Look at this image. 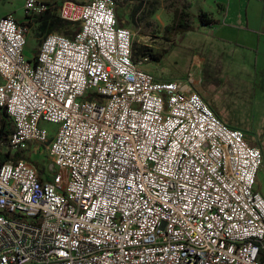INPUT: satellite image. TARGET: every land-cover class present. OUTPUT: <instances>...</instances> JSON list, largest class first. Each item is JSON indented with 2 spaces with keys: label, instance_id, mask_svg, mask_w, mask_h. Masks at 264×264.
Returning a JSON list of instances; mask_svg holds the SVG:
<instances>
[{
  "label": "built area",
  "instance_id": "1",
  "mask_svg": "<svg viewBox=\"0 0 264 264\" xmlns=\"http://www.w3.org/2000/svg\"><path fill=\"white\" fill-rule=\"evenodd\" d=\"M49 8L26 0L25 16ZM59 16L79 31L31 60L29 28L0 17L10 149L44 146L55 175L0 166V264H264L263 150L189 85L141 68L117 0H65Z\"/></svg>",
  "mask_w": 264,
  "mask_h": 264
},
{
  "label": "crops",
  "instance_id": "2",
  "mask_svg": "<svg viewBox=\"0 0 264 264\" xmlns=\"http://www.w3.org/2000/svg\"><path fill=\"white\" fill-rule=\"evenodd\" d=\"M43 1L52 3L48 0ZM161 1V5L159 3L156 7H152L150 0H117V15L122 26L131 30L132 28L139 30L147 28V58L149 61L140 63L141 68L158 80H174V77H168L170 70L163 66V62L170 57L173 50L185 46L184 48L190 53V75L187 76L192 81V83L187 82L185 84L198 92L208 106L214 108L216 115L220 116L222 113L219 111L218 98H220L221 77L226 75L234 60H238L240 75H245L251 82L256 83L258 81V57L261 49L259 37L262 35L261 31L264 30V20L252 30L249 29L250 21L248 20L246 28H243L239 22L233 20L235 9L231 5V0H174L170 3ZM184 3L191 4V11L194 15L206 13L217 23L206 26L202 25L196 18L193 30L185 34L182 39L174 36L173 33H169L167 28L174 23L175 12L180 10ZM8 14L11 12L5 15ZM158 28L163 31L161 32ZM33 30L34 25L29 29L28 42L33 41L35 43L34 52L36 55L40 49V47L37 48L39 38ZM134 35L136 37L135 33ZM240 36L245 43L235 41ZM179 61L180 59H177L176 64ZM235 68L236 66H233L234 70ZM205 70L209 77L206 80L203 78ZM0 84H2L1 77ZM223 122L226 121L223 119ZM234 129L240 130L236 127ZM30 152L31 149L28 153ZM42 177L44 180H50L55 175L53 174L50 178L43 175ZM257 188L263 194L264 190L261 191L260 187Z\"/></svg>",
  "mask_w": 264,
  "mask_h": 264
},
{
  "label": "rangeland",
  "instance_id": "3",
  "mask_svg": "<svg viewBox=\"0 0 264 264\" xmlns=\"http://www.w3.org/2000/svg\"><path fill=\"white\" fill-rule=\"evenodd\" d=\"M55 3V8L52 11L53 16L58 14V7L65 0H48ZM77 2H86L88 0H74ZM174 0H164L170 3ZM151 6L156 7L157 4H162L161 0H150ZM26 0H0V16L13 13L19 22L26 20L25 18ZM231 5L235 9L233 11V20L239 22L243 28H246L247 21H250L249 29H255L264 20V0H231ZM58 9V11H57ZM118 16V15H117ZM119 20V19H118ZM33 32L37 35L39 48L40 44L48 34V26L43 22L34 21ZM161 32V28H158ZM132 28V32L136 34L135 45L139 47H147V28ZM138 31V32H137ZM259 39L261 42L259 61L258 81L251 82L245 75H240V69L237 65L238 60H234L226 75L221 77L220 83V98L218 116L222 121H226L229 128H239L245 137L248 145L254 147L259 146L264 152V30L261 31ZM181 38L180 36H177ZM182 39V38H181ZM235 40L237 43H245L241 36ZM185 47V46H184ZM175 49L171 52L170 57L163 62V66L167 67L170 72L168 77H174V81L183 83H192L190 77L189 57L190 53L184 48ZM35 43L27 42L25 47V56L27 59H33L35 52ZM136 54V51H135ZM137 58V55H136ZM179 60L176 64V60ZM233 66H236L235 70ZM206 70L203 72L204 80L208 79ZM172 81V80H171ZM207 103V102H206ZM215 113L214 108L210 107ZM216 114V113H215ZM1 125V124H0ZM42 126L50 131L51 135H55L58 131V125L44 122ZM31 152L27 155L31 156L33 165L39 172L50 178L54 172L51 171V159L46 151V148L41 145H31ZM257 186L261 191L264 190V165L260 170L257 178ZM264 194V192H263Z\"/></svg>",
  "mask_w": 264,
  "mask_h": 264
},
{
  "label": "trees",
  "instance_id": "4",
  "mask_svg": "<svg viewBox=\"0 0 264 264\" xmlns=\"http://www.w3.org/2000/svg\"><path fill=\"white\" fill-rule=\"evenodd\" d=\"M55 5V3H50V8L45 14L34 18L25 16L26 20L19 23L30 29V27H32L34 24V21L43 22L44 25L48 26L49 29L46 37L52 33H59L68 37H72L76 32L79 31L80 26L78 24L76 25L62 20L59 16V7L57 9L58 14L52 17L51 15H53L52 11L54 10ZM191 9L192 6L190 3H184L183 7L175 12V21L167 28V31L169 33H173L174 36H180L182 38L185 36V34L193 30L196 18H198L202 25L206 26L217 23L216 20L208 17L206 13H201L198 16L194 15ZM134 49L137 55V62H140L145 56H147V47L138 48V46L134 44ZM0 118V166L9 161H16L19 159H25L32 163V159L29 155H27L29 154L28 151H11L10 135L13 131L12 122L4 109H0Z\"/></svg>",
  "mask_w": 264,
  "mask_h": 264
},
{
  "label": "bare ground",
  "instance_id": "5",
  "mask_svg": "<svg viewBox=\"0 0 264 264\" xmlns=\"http://www.w3.org/2000/svg\"><path fill=\"white\" fill-rule=\"evenodd\" d=\"M74 1V0H73ZM77 2V1H76ZM50 5V3H48ZM61 6V5H60ZM60 6H59V9H60ZM128 28V27H127Z\"/></svg>",
  "mask_w": 264,
  "mask_h": 264
}]
</instances>
